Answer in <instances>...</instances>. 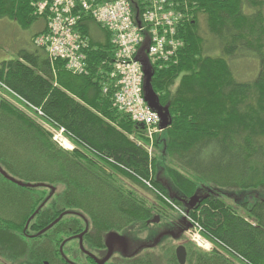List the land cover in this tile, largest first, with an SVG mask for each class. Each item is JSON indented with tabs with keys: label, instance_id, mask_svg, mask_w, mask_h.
I'll return each instance as SVG.
<instances>
[{
	"label": "trees",
	"instance_id": "16d2710c",
	"mask_svg": "<svg viewBox=\"0 0 264 264\" xmlns=\"http://www.w3.org/2000/svg\"><path fill=\"white\" fill-rule=\"evenodd\" d=\"M35 1L0 0V20L31 27L41 19ZM189 4L177 62L153 65L152 88L172 120L155 137V155L133 139L149 143L141 126L114 105L116 86L103 65L112 61L110 41L106 33L103 43L95 38L92 22L84 75L51 65L39 49L1 63L0 84L64 129L75 150L0 98V252L60 264L76 235L103 248L109 235L155 214L166 218L167 199L213 244L210 252L189 244L186 264H264V200L236 206L226 192L264 188V0ZM209 39L220 55L209 54ZM243 53L260 64L251 82L232 68ZM194 196L200 200L190 209Z\"/></svg>",
	"mask_w": 264,
	"mask_h": 264
},
{
	"label": "built area",
	"instance_id": "2783aa9c",
	"mask_svg": "<svg viewBox=\"0 0 264 264\" xmlns=\"http://www.w3.org/2000/svg\"><path fill=\"white\" fill-rule=\"evenodd\" d=\"M144 3V26L138 28L128 0H44L39 5V12H48V27L36 44L47 51L52 61L64 60L74 74L84 73L87 66L84 50L88 41L76 26L82 13L89 14L111 33L116 48L111 76L118 86L117 107L135 121L145 123L152 136L157 117L149 111L142 97L143 74L134 55L144 40L142 33L149 31L151 57L166 60L172 57L179 46L174 39L179 16L171 10L170 0H144ZM64 132L61 129L55 138L62 145H65Z\"/></svg>",
	"mask_w": 264,
	"mask_h": 264
},
{
	"label": "rangeland",
	"instance_id": "374dc122",
	"mask_svg": "<svg viewBox=\"0 0 264 264\" xmlns=\"http://www.w3.org/2000/svg\"><path fill=\"white\" fill-rule=\"evenodd\" d=\"M203 22L204 21L202 19V25ZM40 23L41 22H38L29 28H23L15 20H0V65L4 61L16 59L19 53L23 51L32 52L36 50V47L33 44V39L39 30ZM96 35L97 37H100L101 33L96 32ZM207 50H211L209 54H221L216 41H214L213 39H209V42H207ZM231 62L235 77L239 81L251 82L258 76L257 74L260 68V64L258 59L252 54L243 53L242 55L237 56ZM0 98L7 101L17 109H20V111L25 115L34 119L46 131H52V140L53 137L55 140V136L60 135V132H57L51 125L41 120L40 116L38 114L36 115L35 111L32 108H28L24 101L22 102L17 98V96H15L14 94H10V92H8L7 90L5 91V89H2L1 87ZM133 139L135 142L140 143V145L150 150V143H146L145 140L137 139L134 137ZM146 140L148 139L146 138ZM68 152H71V150H69ZM151 152L152 155H155L157 149L153 146ZM120 181L123 182L122 179H120ZM123 183H125V186L129 188H133V191H135V193H137L139 196H149L142 190L137 191L140 190V188L137 186H132L129 181L124 180ZM226 192L233 196L236 206L244 202H248L250 205H253L255 202L264 200V188H251L245 190L231 188L226 189ZM150 202H152V200H150ZM229 203L233 204V199L229 200ZM163 210L168 214V218L162 219L160 223H152L150 225H147L146 227H144L141 223H136L132 225L126 232H124V234H114L113 240L108 244V251H106L108 257L121 258V255L124 254L123 249H125L126 251H132L138 245L143 243H150L153 239H157L158 243H155V245L151 249L146 248V250L142 254L147 255L155 260H159L160 262H157L159 264H168L165 259L170 257L179 246L184 245L187 249L189 244H194L198 249H201L194 241L195 236L202 238V235L197 233V231L193 234L192 232H188L183 237L185 238L186 242L181 241L182 238H174L171 236V233L177 232V227L173 224L172 221L181 219L183 215L177 210H171L169 208H163ZM156 211L157 210H155L154 212ZM196 240L198 239L196 238ZM198 243L200 244L202 243V241H198Z\"/></svg>",
	"mask_w": 264,
	"mask_h": 264
},
{
	"label": "flooded vegetation",
	"instance_id": "af4514ba",
	"mask_svg": "<svg viewBox=\"0 0 264 264\" xmlns=\"http://www.w3.org/2000/svg\"><path fill=\"white\" fill-rule=\"evenodd\" d=\"M155 217L157 216L155 215L151 219L154 220ZM155 220H158V218H155ZM161 220L162 219L159 217L158 223H160ZM172 222L177 227V232L171 233V236L174 238H182L181 241L186 242L185 238L183 237L191 229L190 224L182 218ZM147 225L148 224H146L145 226ZM128 229L116 232L115 235L124 234V232H126ZM113 236L114 235L108 236V241L106 240L107 244L105 247L97 248L95 243L82 241V234L76 235L75 239L68 243V245L72 246L71 253L68 252L66 255H63V261L60 262V264H159L157 263L160 262L159 260H155L147 255L142 254L146 250V248L151 249L155 245V243H158L157 239H153L150 243L140 244L132 251H126L125 249H123L124 254L121 255V258H109L106 251H108V244L113 240ZM175 259L177 260L176 251L170 257L165 259V261L168 262V264H175ZM32 260V256L29 253H24L18 259L15 258L13 253L0 252V264H32ZM46 263L50 264V262L48 261H44L42 264Z\"/></svg>",
	"mask_w": 264,
	"mask_h": 264
},
{
	"label": "water",
	"instance_id": "95a60500",
	"mask_svg": "<svg viewBox=\"0 0 264 264\" xmlns=\"http://www.w3.org/2000/svg\"><path fill=\"white\" fill-rule=\"evenodd\" d=\"M140 62L143 66V72L145 76L144 95L146 102L148 103L149 107L158 114L161 120L160 123L161 129L166 130L172 124L169 107L168 106L163 107L160 104L159 98L152 88V79L154 77V71L148 59L145 57V59L140 60ZM197 202H199V198L197 196H194L192 199H190L189 206L193 207ZM157 221L158 220H153L152 222H157ZM186 257H187L186 249L184 247H179L177 249V258L179 263L185 264Z\"/></svg>",
	"mask_w": 264,
	"mask_h": 264
},
{
	"label": "crops",
	"instance_id": "0c3cea01",
	"mask_svg": "<svg viewBox=\"0 0 264 264\" xmlns=\"http://www.w3.org/2000/svg\"><path fill=\"white\" fill-rule=\"evenodd\" d=\"M42 28V25H41V27H40V29Z\"/></svg>",
	"mask_w": 264,
	"mask_h": 264
}]
</instances>
